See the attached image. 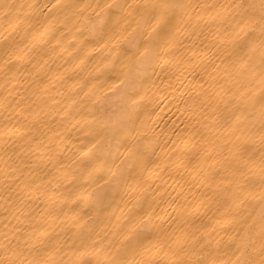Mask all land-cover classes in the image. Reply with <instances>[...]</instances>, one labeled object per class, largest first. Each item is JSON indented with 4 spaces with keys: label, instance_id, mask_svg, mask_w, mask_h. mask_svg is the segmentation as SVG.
Instances as JSON below:
<instances>
[{
    "label": "bare ground",
    "instance_id": "6f19581e",
    "mask_svg": "<svg viewBox=\"0 0 264 264\" xmlns=\"http://www.w3.org/2000/svg\"><path fill=\"white\" fill-rule=\"evenodd\" d=\"M0 264H264V0H0Z\"/></svg>",
    "mask_w": 264,
    "mask_h": 264
},
{
    "label": "rangeland",
    "instance_id": "374dc122",
    "mask_svg": "<svg viewBox=\"0 0 264 264\" xmlns=\"http://www.w3.org/2000/svg\"><path fill=\"white\" fill-rule=\"evenodd\" d=\"M127 26V25H126ZM127 28V27H126ZM126 28H123V26H121V29H122V31H124V29H126ZM121 29L120 30H118V32L116 33V35H117V39H119V37H120V34L122 33V32H120L121 31ZM115 39V38H114ZM113 42H114V40H113ZM112 42V43H113ZM86 116L87 115H84V118L86 119ZM87 147H89V145L87 146Z\"/></svg>",
    "mask_w": 264,
    "mask_h": 264
},
{
    "label": "snow or ice",
    "instance_id": "6c2138e0",
    "mask_svg": "<svg viewBox=\"0 0 264 264\" xmlns=\"http://www.w3.org/2000/svg\"><path fill=\"white\" fill-rule=\"evenodd\" d=\"M107 8H112V7H118V5H114V4H109V5H106Z\"/></svg>",
    "mask_w": 264,
    "mask_h": 264
}]
</instances>
